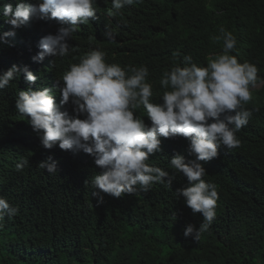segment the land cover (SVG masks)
<instances>
[{
    "label": "trees",
    "instance_id": "1",
    "mask_svg": "<svg viewBox=\"0 0 264 264\" xmlns=\"http://www.w3.org/2000/svg\"><path fill=\"white\" fill-rule=\"evenodd\" d=\"M8 2L15 4L0 0V33L15 34L7 38L10 43L0 42V73L13 64L28 66L24 45L15 39L34 38L39 27L52 30L36 21L37 26L13 30L2 16ZM101 3L98 19L68 39L69 55L41 72L46 79L58 81L70 64L99 49L108 63L147 66V82L155 93L163 91L159 81L173 65V53H180L177 62L190 55L193 63L205 66L222 51L223 39H213L222 36L221 27L236 37L231 54L238 62L255 64L264 78V0H141L115 16L109 14L111 0ZM51 20L57 29L61 26ZM259 85L245 105L252 115L236 133L239 146H221L216 158L200 162L218 200L216 218L193 240L183 230L188 224L198 228L203 217L176 197V189L187 185L183 174L171 188L157 183L150 191L120 198L104 194L97 203L90 180L101 169L94 158L58 145L45 149L28 118L17 112V90L29 86L21 73L0 90V196L19 209L0 221V264H264V84ZM64 107L72 114L70 103ZM187 145L184 137H161V151L148 163L171 172L175 153L195 159ZM49 156L57 162L56 174L37 166ZM21 158H28L29 166L17 171Z\"/></svg>",
    "mask_w": 264,
    "mask_h": 264
},
{
    "label": "clouds",
    "instance_id": "2",
    "mask_svg": "<svg viewBox=\"0 0 264 264\" xmlns=\"http://www.w3.org/2000/svg\"><path fill=\"white\" fill-rule=\"evenodd\" d=\"M102 0H15L2 5V16L12 29L40 22L52 30L39 27L34 38L15 39L24 45L28 66L13 64L0 73V90L23 73L29 86L17 90L15 108L28 118L33 131L45 149L57 146L61 150L83 151L94 158L101 171L90 180L92 198L102 203L104 194L120 198L138 190L150 191L154 184L171 188L177 174H183L187 185L176 189V197L192 214L199 213L203 221L199 227L188 224L185 238L198 240L216 218L218 192L206 182V169L200 163L218 156L224 146H239L236 133L247 125L252 111L245 105L252 100V92L264 84L258 68L250 62H238L231 53L236 37L223 27L222 51L208 58L205 66L192 62L190 55L177 62L179 52L173 53V65L163 72L155 93L147 82V66H124L108 63L105 53L93 49L72 63L51 81L44 72L54 66L56 58L63 59L72 51L68 39L76 29L85 30L98 19ZM141 0H111L112 16L119 10L140 3ZM51 19L61 25L54 27ZM36 21V22H35ZM57 32L55 33V30ZM14 31L0 33V42L10 43ZM105 36L114 40L112 32ZM33 40V42H32ZM46 80L47 84L38 80ZM31 85V86H30ZM38 85L40 89L33 90ZM71 104L72 114L65 105ZM136 111V114H135ZM161 137H184L187 151L195 159L175 153L169 160L171 172L148 163L149 157L161 151ZM29 166L28 158L15 165L17 171ZM47 173H57V162L52 156L37 165ZM0 196V221L18 214Z\"/></svg>",
    "mask_w": 264,
    "mask_h": 264
}]
</instances>
